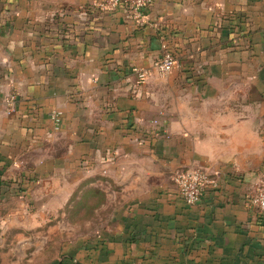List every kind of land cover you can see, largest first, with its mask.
Wrapping results in <instances>:
<instances>
[{
  "label": "crops",
  "instance_id": "obj_1",
  "mask_svg": "<svg viewBox=\"0 0 264 264\" xmlns=\"http://www.w3.org/2000/svg\"><path fill=\"white\" fill-rule=\"evenodd\" d=\"M188 168L210 178L195 205L176 183ZM263 170L264 0H154L141 15L0 0V237L29 242L8 233L48 223L78 187L115 186V226L50 264H264Z\"/></svg>",
  "mask_w": 264,
  "mask_h": 264
},
{
  "label": "rangeland",
  "instance_id": "obj_2",
  "mask_svg": "<svg viewBox=\"0 0 264 264\" xmlns=\"http://www.w3.org/2000/svg\"><path fill=\"white\" fill-rule=\"evenodd\" d=\"M87 184V183H86ZM91 191L86 186L78 187L67 196V204L57 211L51 210L48 214L50 220L34 227L21 225L13 228L10 233L21 229L23 233H36L33 240L23 242L10 235L0 237V258L8 261L22 260L23 264H50L57 260L63 249H68L77 239L88 245L92 236L115 226L111 220L117 209L121 192ZM109 204V205H108ZM108 206V207H107ZM26 246V247H25ZM43 251L40 252V250ZM34 249L38 250L37 256H18L16 251ZM29 259V260H28ZM32 259V260H31Z\"/></svg>",
  "mask_w": 264,
  "mask_h": 264
},
{
  "label": "built area",
  "instance_id": "obj_3",
  "mask_svg": "<svg viewBox=\"0 0 264 264\" xmlns=\"http://www.w3.org/2000/svg\"><path fill=\"white\" fill-rule=\"evenodd\" d=\"M154 0H99V5L104 10L115 9L121 5L129 9L133 15H141L152 4ZM162 56L155 62L158 72L162 75L170 73L177 64L176 57L168 49L167 44L162 45ZM138 74V82L145 81L148 72L142 69H136ZM17 99L16 94L8 96L6 103L8 106L14 105ZM57 128H60L62 120L60 113L53 112L51 115ZM210 182L207 171L202 168H188L181 171L176 176V183L179 193L185 202L189 205L198 204L203 197L205 186ZM251 204L259 217H264V170L261 172L256 190L251 198Z\"/></svg>",
  "mask_w": 264,
  "mask_h": 264
},
{
  "label": "trees",
  "instance_id": "obj_4",
  "mask_svg": "<svg viewBox=\"0 0 264 264\" xmlns=\"http://www.w3.org/2000/svg\"><path fill=\"white\" fill-rule=\"evenodd\" d=\"M168 46V45H167ZM169 49V48H168ZM172 52V51H171ZM21 185V190H19V191H22V190H26L24 187H22L23 186V184H20ZM261 218V217H260Z\"/></svg>",
  "mask_w": 264,
  "mask_h": 264
}]
</instances>
